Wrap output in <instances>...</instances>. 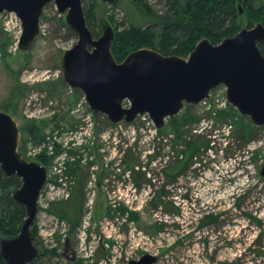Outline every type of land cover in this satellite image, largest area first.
<instances>
[{
    "label": "rangeland",
    "instance_id": "374dc122",
    "mask_svg": "<svg viewBox=\"0 0 264 264\" xmlns=\"http://www.w3.org/2000/svg\"><path fill=\"white\" fill-rule=\"evenodd\" d=\"M144 1L164 11L165 0ZM91 2L98 36L102 19L117 31L151 22L134 0H83V8ZM239 22L247 26L246 15ZM21 30L14 12L0 13V111L17 122L19 152L48 175L32 228L56 254L36 264H128L145 253L153 264H264V125L241 115L224 85L162 128L148 115L112 123L62 77V54L78 36L55 2L44 5L27 50ZM194 139L203 144L187 158Z\"/></svg>",
    "mask_w": 264,
    "mask_h": 264
},
{
    "label": "water",
    "instance_id": "95a60500",
    "mask_svg": "<svg viewBox=\"0 0 264 264\" xmlns=\"http://www.w3.org/2000/svg\"><path fill=\"white\" fill-rule=\"evenodd\" d=\"M54 1L78 40L61 57L64 81L79 88L94 116L105 114L112 123L131 122L147 114L159 129L166 118L178 114L184 104H197L218 85L237 111L259 127L264 125V24L241 25L234 35L214 44L200 39L183 57L164 55L142 47L117 62L112 53L115 30L106 19L94 37L84 14L83 0H0V13L14 12L21 20L18 47L27 50L40 33L43 7ZM117 6L119 0H100ZM239 12L242 8L239 6ZM124 101L128 106H123ZM20 130L12 115L0 111V169L6 177L16 175L20 186L12 198L25 208V217L14 235H0V264H32L43 253L33 241L32 225L38 198L46 182V168L18 151ZM264 176V164L260 170ZM156 257L145 253L128 264H153Z\"/></svg>",
    "mask_w": 264,
    "mask_h": 264
},
{
    "label": "trees",
    "instance_id": "16d2710c",
    "mask_svg": "<svg viewBox=\"0 0 264 264\" xmlns=\"http://www.w3.org/2000/svg\"><path fill=\"white\" fill-rule=\"evenodd\" d=\"M238 1L241 0H165L164 11L156 13L144 0H134L137 6L151 16V22L144 28L131 22L122 30H115L112 53L117 62L130 51L142 47L156 49L164 55L185 57L202 38L217 44L223 38L237 33L242 25L239 21L243 14L248 18V25H245L248 28L257 22L264 24V0H242V13L239 12ZM84 14L89 29L93 36L97 37L99 30L94 29L95 3H89L84 9ZM260 49L264 53V42L260 43ZM35 127L28 126V131L34 132ZM202 144L201 139L189 142L188 154L185 156L188 158L196 155L201 148L199 145ZM178 163L182 165L183 160ZM177 164L173 163L172 169L181 168V165ZM20 184L21 181L16 175L6 177L0 170V234H16L20 222L25 217L24 206L18 204L11 196L10 188L14 189ZM73 196L74 201L78 199L77 193L71 197ZM71 197L70 200H73ZM32 232L33 241L39 246L33 228ZM45 254L55 255L56 252L55 249H43V255ZM37 260L38 258L32 264H36Z\"/></svg>",
    "mask_w": 264,
    "mask_h": 264
},
{
    "label": "built area",
    "instance_id": "2783aa9c",
    "mask_svg": "<svg viewBox=\"0 0 264 264\" xmlns=\"http://www.w3.org/2000/svg\"><path fill=\"white\" fill-rule=\"evenodd\" d=\"M210 95H211V94H209V97H210ZM209 97H207V98H209ZM207 98H204L203 100H206ZM203 100H201L200 102H202ZM144 115H146V114H144ZM144 115H143V116H144ZM155 128H156V127H155ZM71 136H72V135H71ZM64 138L66 139V140H64V142H65L64 144H65V146H66L67 143H68L67 140H68V139L71 140V137H67V138L64 137ZM65 148H68V147H65ZM65 154H66V153H65ZM66 156H67V154H66ZM58 163H59V165H60V162H58ZM47 176H48V175H47V173H46V181H47ZM45 183H46V182H45ZM44 185H45V184H44Z\"/></svg>",
    "mask_w": 264,
    "mask_h": 264
},
{
    "label": "flooded vegetation",
    "instance_id": "af4514ba",
    "mask_svg": "<svg viewBox=\"0 0 264 264\" xmlns=\"http://www.w3.org/2000/svg\"><path fill=\"white\" fill-rule=\"evenodd\" d=\"M96 117V116H95ZM21 153V152H20ZM22 154V153H21ZM1 170V169H0ZM3 173V172H2ZM13 176V175H12ZM12 196V195H11ZM1 235V234H0Z\"/></svg>",
    "mask_w": 264,
    "mask_h": 264
},
{
    "label": "bare ground",
    "instance_id": "6f19581e",
    "mask_svg": "<svg viewBox=\"0 0 264 264\" xmlns=\"http://www.w3.org/2000/svg\"><path fill=\"white\" fill-rule=\"evenodd\" d=\"M241 228V227H240Z\"/></svg>",
    "mask_w": 264,
    "mask_h": 264
}]
</instances>
